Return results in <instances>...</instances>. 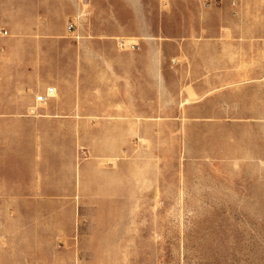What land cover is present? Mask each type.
Here are the masks:
<instances>
[{
    "label": "rangeland",
    "instance_id": "374dc122",
    "mask_svg": "<svg viewBox=\"0 0 264 264\" xmlns=\"http://www.w3.org/2000/svg\"><path fill=\"white\" fill-rule=\"evenodd\" d=\"M165 3L170 24L178 8L202 7L215 23L264 25V0ZM157 7L154 0L155 17ZM259 34L250 51L264 58ZM49 90L36 97L38 109L49 107ZM177 99L161 112L154 94L152 111L122 118L114 142L95 121L88 143H69L71 168L57 169L60 153L51 152L45 186L57 191L24 202L40 206H0V264H264V112L244 110H264V95L229 97L221 119H209L202 97L189 136L176 121ZM38 109L21 117L52 115Z\"/></svg>",
    "mask_w": 264,
    "mask_h": 264
},
{
    "label": "crops",
    "instance_id": "0c3cea01",
    "mask_svg": "<svg viewBox=\"0 0 264 264\" xmlns=\"http://www.w3.org/2000/svg\"><path fill=\"white\" fill-rule=\"evenodd\" d=\"M2 1L0 206H40L24 202L57 191L45 186L52 182L51 152L60 153L57 169L75 166L66 152L71 143H88L95 121L112 129L114 142L122 118L152 111L154 94L161 112L170 95L178 97L176 121H186L188 136L199 127L202 97L209 119H221L229 97L264 95V58L250 51L262 24L215 23L202 7L178 8L170 24L165 0H155L157 17L154 0ZM48 89L55 96L38 109L36 97ZM31 107L52 115L21 117Z\"/></svg>",
    "mask_w": 264,
    "mask_h": 264
},
{
    "label": "built area",
    "instance_id": "2783aa9c",
    "mask_svg": "<svg viewBox=\"0 0 264 264\" xmlns=\"http://www.w3.org/2000/svg\"><path fill=\"white\" fill-rule=\"evenodd\" d=\"M69 28L71 29L72 28V25H70Z\"/></svg>",
    "mask_w": 264,
    "mask_h": 264
}]
</instances>
